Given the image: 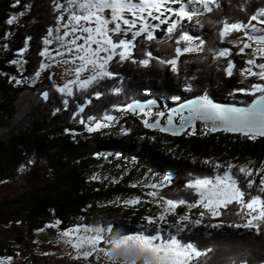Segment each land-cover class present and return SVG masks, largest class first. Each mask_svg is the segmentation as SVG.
Wrapping results in <instances>:
<instances>
[{"label":"trees","instance_id":"16d2710c","mask_svg":"<svg viewBox=\"0 0 264 264\" xmlns=\"http://www.w3.org/2000/svg\"><path fill=\"white\" fill-rule=\"evenodd\" d=\"M56 2L59 0H0V185L15 181L28 164L31 180L36 182L45 176L50 179L37 193H34V187H30L21 194L0 200V225L3 220L9 221L6 217L13 221L23 220L31 233L37 232L52 219L61 221L58 224L60 230L75 223L87 226L112 221L116 228L123 227L126 232H134L140 225L131 222L127 213L122 214L110 206L100 209L103 218L105 216L101 222L93 219V214L98 211L95 199L103 197L108 200L112 195L137 193L130 187L120 186L127 178L113 189L99 187L101 191L97 192V183L90 177L96 167H108L111 163V167L123 174L125 169L129 170L126 164H132L141 173L147 171L158 177L170 174L171 181L166 183L162 193L165 196H187L191 201L194 194L186 191L183 185L190 178L211 175L209 170L212 165L204 164L205 159L221 165L232 163L251 167L264 160V138L249 140L226 133L211 135L207 132L187 133L171 139L174 150L173 155L168 156L157 142L144 141L147 135L160 136L158 133L146 130L138 117L121 116L122 109L117 111L114 107L134 100L145 101L153 96L173 106L204 92L220 103L243 105L244 101H250L252 97L245 94L229 93L233 88H247L250 83L260 81L240 75L247 59L237 56L240 54L239 45L233 47L221 42L218 36L214 38L213 29L207 23L202 28L190 27L188 31L204 39L206 47H228V57L213 61L211 52L207 50L203 54L182 53L176 73L156 60H151L150 65L145 67L130 60L120 62L114 57V62L109 63L110 70L115 73L113 78L94 86L101 92L98 98L91 90H74L72 95L57 93L52 87L48 67L33 81V74L40 63L50 66V58L60 48L56 37L63 28L58 33L55 16L60 13L53 7ZM242 3L243 0H221L222 7L207 18L219 19L223 16L249 22L247 15L252 14L255 7L264 5V0H249L247 14L240 11ZM10 17L13 18L11 24L7 22ZM66 19L67 14H64L62 20ZM249 23L264 28L256 21ZM49 28L52 30L50 36ZM236 35L246 39L242 34ZM45 38L53 42L45 45ZM136 44V59L143 58L141 44L157 58L174 55L173 40L142 41L138 37ZM21 48L23 52L18 51ZM42 50H49L53 55L41 57L39 53ZM228 59L233 61V75L224 76L223 68ZM17 80L21 83H16ZM186 84L191 85L190 91L185 90ZM114 87L119 89L116 94L111 91ZM42 91H47V100L40 97ZM173 95L180 100L173 101ZM78 108L81 110L78 111ZM106 113L114 117L110 123L116 136L100 137L96 132L85 129L84 125L90 123L89 116L100 118ZM239 180L244 181L242 178ZM243 190L245 199L256 194L264 198V193L248 191L251 189L246 187ZM14 205L22 208L18 210L13 208ZM197 207L198 210L190 211L186 203L178 205L173 214L168 213L167 223H164L165 234H176L184 242L194 241L198 247L206 249L204 257L198 258L201 264L264 262V230L257 233L256 230L231 226L241 224L248 211L242 210L241 216H238L239 205L235 202L219 209L221 216H205L200 225L185 222V230L176 233L172 225L178 216L190 213L199 217L198 213L203 209ZM6 209L12 210V214L5 215ZM216 223L220 227L209 226ZM9 250L0 240V258L6 256Z\"/></svg>","mask_w":264,"mask_h":264},{"label":"snow or ice","instance_id":"6c2138e0","mask_svg":"<svg viewBox=\"0 0 264 264\" xmlns=\"http://www.w3.org/2000/svg\"><path fill=\"white\" fill-rule=\"evenodd\" d=\"M53 7L60 13L55 16L58 33L60 28L64 29L56 39L67 45V47L62 45L63 52H56L54 55L69 54V58L62 59L61 62L70 65L67 71L72 77L60 85H52L57 93L72 95L74 90H91L98 98L101 92L94 86L113 78L115 73L110 70L109 63L114 62V57L120 62L130 60L145 67L150 65L151 60H156L158 64L167 66L173 73L178 71V58L182 53L203 54L207 50L211 52L213 61L228 57V47L217 48L211 45L206 47V41L199 35L189 34L188 28L193 26L202 28L205 23L212 27L214 38L218 36L221 42L231 44L233 47L239 45L240 53L250 48V58L244 61L246 67L240 70V75L254 77L264 82V62L257 61V57L264 58V28L249 23L256 21L264 25V5L255 7L252 14L247 15L249 22L223 16L219 19L207 18L215 15L216 10L222 7L221 0H59ZM249 7V0H243L240 11L247 14ZM64 14H67L66 20H62ZM12 19L10 17L7 22L11 24ZM161 25L166 27L160 28ZM158 28L165 33L167 40L174 41V55L171 58H157L141 44L143 58L136 59L137 38L151 41L155 39L153 32ZM51 31L49 28V36ZM236 34H242L246 39H241V36ZM68 37L71 38L65 39ZM25 39L27 41L28 38ZM43 42L49 45L53 41L45 38ZM18 51L23 52L24 49ZM39 55L51 57L53 53L42 50ZM52 62L56 63L55 60ZM47 67L48 64L41 62L32 80L38 78L41 71ZM223 74L233 75L231 59L227 60ZM16 83L21 81L17 80ZM185 90L190 91L191 85L186 84ZM111 91L116 94L119 89L114 87ZM235 93L245 94L252 99L250 102L244 101L243 106L238 107L232 103H215L209 94L204 92L193 99L184 100L176 108L167 109V118L163 127L156 122H148L151 113L149 105L152 101H148L147 104L132 101L114 107L117 111L139 110L143 112L144 119L141 123L145 128H158L161 132H170L173 135L191 129L195 121H200L207 131L211 132L222 130L238 133L249 140L264 136V83H250L247 88H233L229 95ZM39 95L42 99L48 98L47 91H42ZM171 99L178 101L180 97L173 95ZM84 103H88L87 99ZM177 114H179V123H173V117ZM162 115H164L162 112L155 113L157 120ZM113 119L114 117L107 113L100 118L89 116L90 123H86L84 127L88 132H93L108 126L105 122L110 123ZM203 163L212 165L213 174L197 176L186 181L183 185L184 189L194 194L191 201L187 196H165L163 193L158 195L157 190L163 189L166 183L171 181L170 174H165L162 181L148 186L153 191H148L146 195L154 198L160 204L162 211L154 217H142L144 224L138 226L136 231L126 232L123 227L116 228L112 221L87 226L84 223H75L62 231V237L67 238L65 242L70 244L72 249L82 250L78 251L77 255H82L85 259L93 257L96 264H118V262L119 264H201V259L198 258L204 257L206 249L198 247L194 241L184 242L176 234H165L167 230L161 228V222L166 224L167 214L178 205L187 203L189 208L199 206L203 211L198 213L197 219H190L188 214L179 215L172 225L176 233L185 230L183 227L185 222L188 225H200L205 216L213 218L221 216L219 209L233 202L239 205L238 216H241L242 210L248 211L242 217L243 222L233 224L232 227L256 230L257 233L264 230V198L256 194L245 199L246 193L243 190L246 187L257 193H264V175L259 177L258 188H254L253 179L250 178L254 172L259 173L262 169H253L247 165L236 168L232 163L225 166L208 159ZM248 163L250 164L251 161ZM220 168H223V171L217 172L216 170ZM234 168L235 172H233ZM241 174L244 177L243 182L238 179V175ZM91 179L97 177L93 176ZM138 202L137 198L122 201L125 206L136 205ZM60 223L61 221L57 219L56 224ZM152 225L155 226L154 231L149 234ZM209 226L220 227V224ZM101 243L105 247H98ZM10 259L0 258V264H8ZM241 264L245 262L241 261Z\"/></svg>","mask_w":264,"mask_h":264},{"label":"rangeland","instance_id":"374dc122","mask_svg":"<svg viewBox=\"0 0 264 264\" xmlns=\"http://www.w3.org/2000/svg\"><path fill=\"white\" fill-rule=\"evenodd\" d=\"M152 22L155 23V21ZM163 27H166V25L160 26V28ZM160 28L155 29L153 32L155 39L156 38L163 39L165 37V33L161 31ZM63 31L64 29L62 30V32ZM70 38L71 37L65 39H70ZM78 42H82V41H78ZM62 45L64 47H67V45L63 41H60V48L58 49V52H63ZM237 56H239V58L241 59L244 58L249 59L250 48L245 49L243 53L237 54ZM68 58H69L68 53H64L63 56H54L50 58V66H48V70L50 72V76L53 84L60 85L67 79L72 78L71 76L68 75V71H67L70 65L61 62L62 59L67 60ZM263 59L264 58L257 57L258 62H262ZM53 60H55L56 63H53L52 62ZM148 101H152L151 105L156 106L157 105L156 101H161V100L159 98H150L142 103L147 104ZM125 103L126 102H124L123 104ZM167 109H169V105L167 104V107L165 108L162 102L158 106V108H151V113L148 116V122L151 123L157 121L155 117V113L162 112L164 113V115H162L159 119L160 122L164 123V120L167 118ZM121 111H122L121 116H125V115L128 116L126 112L127 110L122 109ZM145 111H147V109H145ZM129 116L138 117L140 122L144 119L143 112H140L139 110L135 112L134 115H129ZM174 120L176 123H179V114L177 115V117L174 118ZM105 123L108 124V122ZM141 124L143 125V123ZM195 124L197 126L194 127V130L193 128L187 129L188 130L187 133L189 134H192L193 132H198V133L207 132L206 134L209 133V131H207V129L202 123L196 122ZM93 132H96L98 136L105 138H108L110 136H116L117 134L113 130V126L111 125V123L108 126L95 130ZM185 132H183L181 136H184ZM153 133H158L161 137L158 136L157 134L147 135L144 141L148 143L157 142L160 146V149L164 152V154L168 156H172L173 155L172 151L174 150V148L171 139H173V137L168 135L164 136L159 132H153ZM235 136H239V135H235ZM257 139H261V138H257ZM262 162H264V160H262ZM262 162L258 166L252 167L253 169L256 168L262 169L261 172L259 173L254 172L250 177L253 179L254 188H256V186L259 187V177L261 175H264V163ZM28 165L30 166V164ZM28 165L27 167H25L26 170L20 171L19 177L15 181L0 185V200L5 198L9 199L15 194H21L26 188H30V187H34L35 189L34 193H37L39 192L40 188H42L46 183L50 181L49 177L47 176L43 177L40 180H37L36 182L34 180H31L29 174L30 169ZM241 165L242 164H238L235 166L236 168H238ZM126 167L129 170L125 169L123 171V174H120L115 167H111V163H110L108 167H96L95 170L91 173L90 177L93 176L97 177V179H92L97 183V189L99 187L102 188L103 190L113 189L114 187H117L119 184H121L122 180L127 178V180L124 181L120 186L130 187L131 189H134L137 192L136 194L125 192L120 196L112 195L108 200L104 199L103 197H99L95 199L94 205L98 211H96L93 214V219L100 220L101 222L105 218V216L103 218L102 216L103 214L101 215L100 213V209L103 208L104 206H110L115 210L121 212L122 214L127 213L131 222H136L135 224H138L139 222L141 225L144 224V221L141 219L142 217L144 216L154 217L158 212L162 211L160 204H158L154 198L148 197L146 193L148 191H153V189L148 187L149 185L162 181L163 177H158L157 174L149 173L147 171L141 173V171L137 170V168L134 169L135 167H133L132 164L131 165L126 164ZM222 171L223 168L220 169V172ZM233 172H235V168L233 169ZM240 178L244 180L242 174L238 175V179ZM112 180L113 183H111ZM100 191L101 190L99 189L97 190V192ZM248 191L254 192L253 189ZM157 193L158 195L162 193V189L157 190ZM131 198H137L139 202L136 205H132V206H125L122 203L123 200L131 199ZM148 204L149 206H146ZM13 208H18V210H20L22 207L14 205ZM174 210H172L170 213H172ZM189 210L190 211L198 210V207L189 208ZM12 212H13L12 210L6 209L4 213L5 215L8 216L11 215ZM188 215L190 219H192V217L193 219L199 218L198 216H195V214L191 215L189 213ZM6 219L9 221L7 222L6 220H3L2 224L0 225V240L3 241L6 244V246L10 249L6 256L1 257V258H5V257L11 258L8 264H90V262L91 264H96V262L93 260V257H88L87 259H85L82 255H77V252L82 250H74L72 249L70 244L65 242L67 238L62 237L63 230L59 229L58 224H56L55 220L53 219L50 220L48 223L44 225L43 228H41L37 232L31 231V233H29L25 225V222L23 220L13 221L8 219V217H6ZM164 225L165 224L161 222V226ZM154 227L155 226L152 225L150 228H154ZM17 239L21 240L20 242L21 244L18 247L12 246L11 243ZM109 239H111V237H109ZM98 247H105V245L101 243L98 245Z\"/></svg>","mask_w":264,"mask_h":264},{"label":"water","instance_id":"95a60500","mask_svg":"<svg viewBox=\"0 0 264 264\" xmlns=\"http://www.w3.org/2000/svg\"><path fill=\"white\" fill-rule=\"evenodd\" d=\"M138 103H142V102H138ZM156 103H157V105L156 106H153V105H149V107L150 108H158V106L161 104L159 101H156ZM215 103H217V102H215ZM143 104H145V103H143ZM221 104H223V103H221ZM235 106H237V105H235ZM162 107V106H161ZM177 107V106H176ZM175 107V108H176ZM239 107V106H238ZM138 111V110H137ZM137 111H135V112H137ZM135 112L134 111H132V110H127V114L128 115H134L135 114ZM178 115V114H177ZM177 115H175L174 117H173V123H175V121H174V118L175 117H177ZM156 123H158V124H160V126L161 127H163V126H165L164 125V123H161L160 122V119L159 120H157V121H155ZM196 122H200V121H195L194 122V124H193V126H192V128H194L195 126H196ZM201 123V122H200ZM203 124V123H202ZM204 125V124H203ZM205 126V125H204ZM148 130H150V131H159L161 134H164V135H168V136H171V137H176V138H178V137H180L181 135H182V133L183 132H185L187 129H185L183 132H181V133H179L178 135H173V134H171L170 132H161L158 128H147ZM221 132H223V133H226V134H228V135H233V136H235V135H239V136H241L240 134H238V133H229V132H224V131H222V130H218V131H215V132H211L210 131V134L212 135V134H216V133H221ZM242 137H244V136H242ZM256 138H264V136H257ZM111 183H113V180L111 181ZM21 240L20 239H17V240H15V241H13L11 244H12V246H15V247H18L21 243Z\"/></svg>","mask_w":264,"mask_h":264},{"label":"clouds","instance_id":"9594fccd","mask_svg":"<svg viewBox=\"0 0 264 264\" xmlns=\"http://www.w3.org/2000/svg\"><path fill=\"white\" fill-rule=\"evenodd\" d=\"M121 252H123V250H121Z\"/></svg>","mask_w":264,"mask_h":264}]
</instances>
